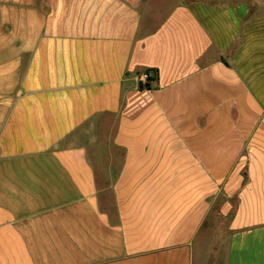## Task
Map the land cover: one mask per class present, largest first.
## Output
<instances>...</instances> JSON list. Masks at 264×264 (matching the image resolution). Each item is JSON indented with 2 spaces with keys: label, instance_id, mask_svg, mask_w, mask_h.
<instances>
[{
  "label": "crops",
  "instance_id": "crops-1",
  "mask_svg": "<svg viewBox=\"0 0 264 264\" xmlns=\"http://www.w3.org/2000/svg\"><path fill=\"white\" fill-rule=\"evenodd\" d=\"M0 264H264V0H0Z\"/></svg>",
  "mask_w": 264,
  "mask_h": 264
},
{
  "label": "trees",
  "instance_id": "trees-1",
  "mask_svg": "<svg viewBox=\"0 0 264 264\" xmlns=\"http://www.w3.org/2000/svg\"><path fill=\"white\" fill-rule=\"evenodd\" d=\"M143 72L148 73V78L147 80L142 83H139V90H143V89H151V87L154 85L155 81L157 80V71L155 69H146Z\"/></svg>",
  "mask_w": 264,
  "mask_h": 264
},
{
  "label": "rangeland",
  "instance_id": "rangeland-1",
  "mask_svg": "<svg viewBox=\"0 0 264 264\" xmlns=\"http://www.w3.org/2000/svg\"><path fill=\"white\" fill-rule=\"evenodd\" d=\"M226 219L227 217H223L221 219H216V224H215V232H221V233H226ZM214 241H209L208 245H207V249L209 251V249L211 248V246L214 245Z\"/></svg>",
  "mask_w": 264,
  "mask_h": 264
},
{
  "label": "built area",
  "instance_id": "built-area-1",
  "mask_svg": "<svg viewBox=\"0 0 264 264\" xmlns=\"http://www.w3.org/2000/svg\"><path fill=\"white\" fill-rule=\"evenodd\" d=\"M148 75H149V74L146 73V72L142 73L141 76H140V81H141L142 83H144V82L147 80Z\"/></svg>",
  "mask_w": 264,
  "mask_h": 264
}]
</instances>
